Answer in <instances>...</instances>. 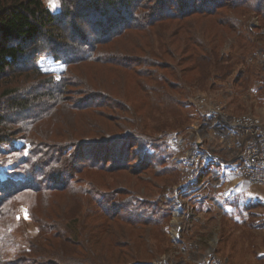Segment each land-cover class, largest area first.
<instances>
[{
  "label": "trees",
  "instance_id": "trees-1",
  "mask_svg": "<svg viewBox=\"0 0 264 264\" xmlns=\"http://www.w3.org/2000/svg\"><path fill=\"white\" fill-rule=\"evenodd\" d=\"M58 1L53 14L42 0H0V145L23 138L30 146L24 174L34 179L0 182V217L9 204L24 201L38 233L28 251L0 256V264H149L134 245L120 250L118 240L129 245L144 235L150 239L155 229L165 233L173 206L166 191L177 174L167 142L152 133L184 127L172 93L186 95V85L192 86L186 76H197L193 86L208 90L210 78H224L236 66L220 55V42L214 39L210 50L198 42L193 21L211 17L235 35L243 29L254 44L264 36L248 20L264 22V0ZM231 18L241 22L233 26ZM175 40L181 45L173 47ZM156 48L162 57L152 55H161ZM29 52L58 56L65 73L54 79L35 66L25 73L20 64ZM124 72L148 105L163 112L162 105L177 118L151 130L148 115L162 116L145 110L138 121V101L119 92L130 85L120 82ZM74 80L87 90H78ZM30 83L31 93L19 95L17 86ZM113 159L118 162L111 165ZM107 171H135L147 179L127 188L119 179L107 184ZM156 177L163 183L151 184ZM106 236L112 250L94 253L91 244Z\"/></svg>",
  "mask_w": 264,
  "mask_h": 264
},
{
  "label": "rangeland",
  "instance_id": "rangeland-1",
  "mask_svg": "<svg viewBox=\"0 0 264 264\" xmlns=\"http://www.w3.org/2000/svg\"><path fill=\"white\" fill-rule=\"evenodd\" d=\"M42 2L51 13H58L59 9L53 11L50 8L49 0H42ZM205 22L204 27L202 24ZM230 22L236 26L241 21L240 19L232 21L231 18ZM193 24L196 27L194 34L205 49L210 50L211 42L215 39L220 42V55L225 58L229 57L230 62L236 63V66L224 78H210L206 86L210 87L208 90L193 86L198 77L191 74L186 76L187 80H191L189 84H192V86L186 85L184 91L186 95L182 93L179 96L176 95L179 92L172 93L176 100L175 113L178 111L186 119V123L180 130L168 128L165 132L152 133L154 137H163L167 142L171 153L168 161L175 167L174 171L177 174L175 178H170L166 191L167 196L173 200V206L166 223H164L165 233L162 235L155 229V232L150 233V239H146V235H144L141 239H134L135 242L128 245L126 238L122 237L119 238L118 244L121 246L120 250L134 245L133 249L136 250L137 256L141 257L142 261H150L149 264H177L178 262L207 264L214 260L218 261L215 264H264V188L251 186L230 172L228 168L217 165L215 162H205L199 170V175L204 167H206V172L195 180H190L186 169L178 162V154L181 149H178L175 144L176 137L185 138L188 136V142L182 143L186 144L185 148L191 146L195 141L207 143L214 149L220 145L215 140L218 138L217 135L213 136L212 134V137L206 140L204 129L200 128L205 123L206 131H213L209 115L204 118L200 115V109L195 106L194 99L197 95L205 96L209 103L218 105L220 109L229 114L250 113L264 119V39L253 44L250 37L246 39L243 29L239 30L240 35H235L231 29L221 26L211 17L195 19ZM248 26L250 28L257 27L256 33L264 36V22H258L252 18L248 20ZM179 45L181 43L178 40L173 42V47ZM156 49L161 51V55L156 53H152V55L162 57V50ZM245 54L246 58L241 62L242 56ZM24 56L20 65L26 69H22L25 73L35 66L41 73L59 79L66 71L64 60L58 56L46 53L36 56L31 52ZM139 70L146 71L143 68H139ZM111 71L109 67V82L114 79ZM123 75L120 82L127 80L130 85L119 92L120 95L124 93L123 95L130 100L138 101V104H134L138 121L145 110L148 113L152 111L153 116H162L161 118H151L147 113V121L151 130L156 127L159 129L163 124H169L177 118L178 115H172L170 109H166L162 105L159 107L163 112L148 105L149 102L144 97L145 95H141L137 90L132 75L127 72H124ZM79 80L81 79L79 78ZM75 82L78 83V90H87L86 87L81 86L80 81L74 80ZM242 83L245 85L241 87ZM32 86V83L17 86L18 94H29L30 89L34 88ZM72 89L76 88L70 87V90ZM166 118L167 122H165ZM198 128L201 131L198 132ZM28 150H30V146L23 138H14L10 142L0 145V182L34 181L33 178L29 179L24 174V163L28 157ZM117 162L118 159H113L111 165ZM137 162V159L132 162L135 169H138ZM137 178L147 179L135 171H124L117 174L114 171H107L104 176L107 184L113 183L114 179H119L122 187H131L134 179ZM161 179L162 177L152 178L151 184H161L163 183ZM96 182L99 181L96 179ZM100 185L102 187L101 182ZM26 200L30 202L31 198ZM8 206L7 215L4 214L0 217V256L4 258L28 251L29 243L38 234L35 221L30 216L26 202L15 201ZM109 208L115 209L111 206ZM102 240L103 242H100L101 239L98 238L95 243L91 244L94 253L97 254L99 250L105 248L108 252L112 250L110 244H107L109 237L106 236ZM104 244L105 247H102L101 245ZM147 250L154 254L153 260L149 258ZM110 255L113 256V254Z\"/></svg>",
  "mask_w": 264,
  "mask_h": 264
},
{
  "label": "built area",
  "instance_id": "built-area-1",
  "mask_svg": "<svg viewBox=\"0 0 264 264\" xmlns=\"http://www.w3.org/2000/svg\"><path fill=\"white\" fill-rule=\"evenodd\" d=\"M200 115L210 117L212 121L210 132L206 131L205 123L200 127L204 129L206 140L217 135V149L195 141L186 147L187 139H175L178 149V162L184 166L190 180L199 176V170L206 162H215L217 165L228 168L243 181L251 186L264 188V120L254 114H229L220 109L218 105L209 103L205 96L197 95L194 99ZM204 112V113H203ZM197 129V128H195ZM198 128V132L201 131ZM209 129V128H207ZM197 132V134H199ZM191 133V132H190ZM231 137V139H229ZM214 149V150H212ZM214 262H218L215 261ZM177 264H186L178 262Z\"/></svg>",
  "mask_w": 264,
  "mask_h": 264
},
{
  "label": "snow or ice",
  "instance_id": "snow-or-ice-1",
  "mask_svg": "<svg viewBox=\"0 0 264 264\" xmlns=\"http://www.w3.org/2000/svg\"><path fill=\"white\" fill-rule=\"evenodd\" d=\"M49 6L52 8L53 11H58L59 9V3L58 0H49ZM27 218V216H25Z\"/></svg>",
  "mask_w": 264,
  "mask_h": 264
},
{
  "label": "crops",
  "instance_id": "crops-1",
  "mask_svg": "<svg viewBox=\"0 0 264 264\" xmlns=\"http://www.w3.org/2000/svg\"><path fill=\"white\" fill-rule=\"evenodd\" d=\"M263 119V118H262ZM264 120V119H263ZM211 262V261H210ZM207 264H215V262L207 263Z\"/></svg>",
  "mask_w": 264,
  "mask_h": 264
}]
</instances>
